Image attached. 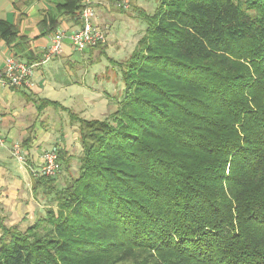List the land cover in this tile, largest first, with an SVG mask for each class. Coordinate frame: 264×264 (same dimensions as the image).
Instances as JSON below:
<instances>
[{
    "label": "trees",
    "instance_id": "obj_1",
    "mask_svg": "<svg viewBox=\"0 0 264 264\" xmlns=\"http://www.w3.org/2000/svg\"><path fill=\"white\" fill-rule=\"evenodd\" d=\"M83 1L59 13L77 19ZM141 16L115 110L69 112L77 175L34 178L55 208L24 230L0 217V264H264V0H161ZM0 34L16 37L4 21Z\"/></svg>",
    "mask_w": 264,
    "mask_h": 264
},
{
    "label": "crops",
    "instance_id": "obj_2",
    "mask_svg": "<svg viewBox=\"0 0 264 264\" xmlns=\"http://www.w3.org/2000/svg\"><path fill=\"white\" fill-rule=\"evenodd\" d=\"M118 1L90 0V5L96 25L106 32L107 37L117 38V45L122 47L123 40L114 36L113 21L109 18L112 8H118ZM63 2L0 0V21L11 24L16 32L11 43L0 34V69L10 56L19 62L38 64L30 78L31 87H0V134L4 139V145L0 147V217L5 225H8L7 221L9 225L27 222L36 217L42 207L32 186L34 178L39 176L44 151L51 148L61 151V164L70 165L79 160L82 146L78 123L66 116L67 112L94 119L97 117L91 114L110 105L112 100L107 92L88 86L85 79H77L71 72V64L83 61V54L93 53L92 48L76 51L70 39L65 38L60 52L46 59L51 37L56 32L69 35L81 27L78 11L75 12L77 19L59 13L58 6ZM51 20L54 23L50 26ZM111 44L107 39L102 47L116 48ZM59 66H64L71 77L57 78L54 71ZM43 100L57 102L60 107L47 105L39 110L37 106ZM14 145L20 148L22 161L12 154Z\"/></svg>",
    "mask_w": 264,
    "mask_h": 264
},
{
    "label": "rangeland",
    "instance_id": "obj_3",
    "mask_svg": "<svg viewBox=\"0 0 264 264\" xmlns=\"http://www.w3.org/2000/svg\"><path fill=\"white\" fill-rule=\"evenodd\" d=\"M160 1L161 0H130L131 8L127 11L117 7H115V9L112 8L109 18L113 21L114 36L121 37L124 43L123 46L119 47V45H117L115 41L117 38L108 36L107 39L109 43L115 45L116 48H94L93 53L83 54V61L71 64V72L75 73L77 79H85L88 86L94 87L98 91L107 92L113 100H111L112 102L110 101V105L108 104L99 111L91 114L92 116L102 119L115 110V100L121 98L123 86L120 64L132 53L137 40L145 28L146 24L141 18L142 12L152 14ZM54 75L62 80L71 77L68 76L64 66L55 68ZM67 115L69 116L68 112L66 116ZM78 163L79 162L76 160L72 161L68 168H66L65 163H60V170L55 176L58 187H63L70 178L77 175ZM38 189V202L42 207H40L36 217L30 218L27 222H16V225L21 230H24L27 226L32 224L37 217L40 218L45 216L48 208H55V202L52 199L53 194L51 192H46V188L41 185ZM7 224H10L9 221H7Z\"/></svg>",
    "mask_w": 264,
    "mask_h": 264
},
{
    "label": "built area",
    "instance_id": "obj_4",
    "mask_svg": "<svg viewBox=\"0 0 264 264\" xmlns=\"http://www.w3.org/2000/svg\"><path fill=\"white\" fill-rule=\"evenodd\" d=\"M82 8L78 11V18L81 27L66 35L64 32H56L51 37V46L46 59L52 55L58 54L61 50L62 42L65 38H69L76 51L83 52L87 48L94 47L98 44L106 43V32L99 28L93 19V9L90 0H84ZM119 8L128 9L129 0H119L117 2ZM38 64H27L17 61L13 56L6 59L5 66L0 69V87H31L30 78L33 69ZM4 145V139L0 134V147ZM18 145H14L12 154L17 160L22 161ZM60 170L59 154L56 148H51L42 153V165L39 175L47 177H55Z\"/></svg>",
    "mask_w": 264,
    "mask_h": 264
}]
</instances>
